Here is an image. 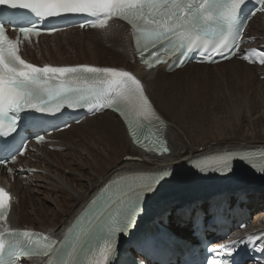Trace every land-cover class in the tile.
<instances>
[{"label": "snow or ice", "instance_id": "snow-or-ice-1", "mask_svg": "<svg viewBox=\"0 0 264 264\" xmlns=\"http://www.w3.org/2000/svg\"><path fill=\"white\" fill-rule=\"evenodd\" d=\"M244 3L245 0H0V138L17 132L20 114L26 111L55 115L64 109L86 107L93 113L110 109L123 118L131 141L144 153L136 161V168L126 169L127 175L111 182L114 187L99 197L101 203L93 200L94 208L86 218L77 219L71 235L63 240L11 230L10 192L0 187V264H28L37 257L41 258L40 264L47 261L116 264L121 239H132L149 202L168 203L169 188L184 187L193 179H203L209 174L243 182L251 175L245 165L264 174V163L258 164L247 152L231 149L202 154L200 158L184 157L189 165L187 169L182 163L152 167L154 161L167 160L172 150L161 127L153 124L158 121L162 125L163 121L140 78L128 70L112 67L37 66L22 58L23 42L39 36L42 23L48 18L85 15L88 19L80 27L97 29L105 28L116 18L126 22L137 34V53L148 70L157 65L181 66L193 53L199 54L198 62L212 63L216 57L228 59L240 55L245 24L237 23V19ZM258 3L257 12H264V0ZM29 16L32 19H27ZM226 32H232L235 38L227 52L222 48L203 50L211 37L223 36ZM258 54L260 63L264 64V50ZM242 59L255 62L247 54ZM141 117L148 123H143ZM35 141L44 143V135L36 134ZM26 150L23 141L18 147L10 146L8 141L0 142V165L15 175L16 170L9 165L16 163V155L22 156ZM4 152L8 155H3ZM261 160L264 161V156ZM144 161L148 163L145 165ZM212 209L213 205L205 206L199 201L167 209L161 227L137 236L135 243L140 247L142 258L134 259L131 264H148V252L173 241L175 232L168 227L173 219L178 228L188 229L195 236ZM217 218L213 215L214 220ZM258 241H264V234L249 235L246 240L239 236L230 238L226 243L208 248L212 255L206 258V264H234L231 257L240 244L264 251V244L258 246Z\"/></svg>", "mask_w": 264, "mask_h": 264}, {"label": "bare ground", "instance_id": "bare-ground-1", "mask_svg": "<svg viewBox=\"0 0 264 264\" xmlns=\"http://www.w3.org/2000/svg\"><path fill=\"white\" fill-rule=\"evenodd\" d=\"M255 25L261 31L258 35L264 38V23L253 21L250 24V30ZM112 27L114 28L112 29ZM109 30L112 32L111 35H107L101 41L102 44L110 43L109 49L102 47L97 36L87 38L88 34H78L79 37H84L83 42L76 44L78 50L75 48L72 50L73 59L66 58L64 55L69 52L68 48L72 46L63 37L72 34L70 33L43 41L38 47L39 57H36L35 54V56H28L35 63H54L56 65L92 63L97 66L136 70V61L132 56L127 27L114 23L106 32ZM251 33H256V31ZM62 41L65 42L63 46L60 45ZM51 43L52 45L49 46ZM84 49L87 51L84 52ZM84 55H88L89 58L84 57L81 60L79 57ZM105 56L109 58V64L99 62V60L103 61ZM192 68L197 69L198 76L189 75L186 80L178 79L179 73ZM223 69L230 71L221 75ZM240 69L248 71V74L245 72L247 75H241ZM252 69L254 68L233 60L215 66L190 65L171 75H165L160 69L140 73L147 93L154 102L155 109L166 122L167 138L172 150V155L167 160L154 161L151 166L159 167L165 164L179 163L184 161V157H194L208 151L219 152L233 147L256 146L257 143H260L252 142V144L243 140L235 142L236 137L230 129H217L213 132L190 129V125L196 124L200 119H213L223 113L237 117L241 109L247 108L248 84L251 82V78L253 79ZM207 72L212 73L211 76L214 78L208 77ZM251 85L254 86V84ZM263 85L264 82L255 85L262 86L256 90L262 97H264ZM216 95L222 98L223 103L217 99ZM209 96L212 97V101L208 103L207 97ZM221 103L223 105H220ZM163 111L170 117L169 119L162 113ZM172 126L176 127L178 131L172 129ZM254 132L256 134V130ZM210 137L214 138L207 139ZM58 138L66 150L60 154H51L56 157L57 161L49 156L46 170L50 175L36 177L35 180H39L41 183L35 182L31 186L32 188H27L26 193L36 192V195L30 198L31 205L29 203V207L25 208L26 213H23V216L28 219V225L20 220L22 216L19 211L22 206L21 199L12 207L8 219L10 227L34 229L49 235L61 231L97 188L114 176L125 172L126 169L136 168L138 166L136 161L144 155L142 151L131 145L120 120L109 113L85 119L77 126L69 127L66 131L59 133ZM66 155L71 156L68 163L61 159ZM147 163L144 161L145 165ZM44 181L46 183H43ZM51 193H54L55 196L50 197ZM38 195L41 196V199ZM35 200L40 201V204ZM47 204L50 205L47 206ZM260 205L264 207L263 189L250 197L248 209L254 212V214L251 213L254 215L252 223L254 228H249L241 235L247 231L264 227V212L260 210ZM42 217H45L49 222L44 223ZM183 232L189 234L190 231L183 230Z\"/></svg>", "mask_w": 264, "mask_h": 264}, {"label": "rangeland", "instance_id": "rangeland-1", "mask_svg": "<svg viewBox=\"0 0 264 264\" xmlns=\"http://www.w3.org/2000/svg\"><path fill=\"white\" fill-rule=\"evenodd\" d=\"M113 28L114 27H112V29ZM111 30L107 31L106 33L103 34V37L99 38V43H101V45H102V47L104 49H109L110 43L102 44V42H101L102 40H100V39L105 38L107 35H111L110 34V33H112ZM251 30L252 31H256L257 33L261 32L258 29L257 25H255L254 27L252 26ZM90 37H92V36H90V35L87 36V38H90ZM65 39L68 41L69 44H71L72 47L68 48L69 52H67L64 56H66V58L73 59L72 50L74 48L76 50L79 49V48H76V44H78L80 42L82 43L84 37H82V36L79 37L78 34L72 33L68 37H66ZM51 45H52V43L49 44V46H51ZM60 45H62V46L65 45V42L62 41L60 43ZM81 49H83V48H81ZM84 50H85L84 52L87 51L86 49H84ZM85 55L81 56L79 58L81 60H82V58L84 59V57L85 58H89L88 55L87 56H85ZM39 56L36 55V57H39ZM99 62L100 63H107V64L110 63L109 58L106 57V56L103 59V61L99 60ZM229 71H230L229 69H223L221 71V75H223L224 73L229 72ZM245 72L246 71H244L243 69H240V74L241 75H245L246 73L248 74V71L246 73ZM178 75H179L178 79L186 80V79H188L189 75L198 76L199 73H198L196 68H192L191 70H188L186 72H181ZM206 75L208 77L214 78L213 76H211L212 73H208L207 72ZM251 75L253 77V79L251 78V82L253 80V83L249 82V84H248V91L249 92H248V96H247V98H248L247 108L241 109V111L238 113L237 117L232 116L230 114L228 115V113H223L222 115H218L217 116V117H220V118L216 117V118H213V119L212 118L211 119L210 118L200 119V120L197 121L196 124L190 125L191 126L190 129H192V130H210V132H213V130H217V129H220V130H223V129L224 130H228V129H230V130L233 131L234 137H236L235 138V142H242L241 140H243V141L250 142V143H252V142H255V143L260 142V143H257V145H264L263 144L264 143V131H263L264 130V97H262L261 95H259L256 92L257 88L262 87V86H255L257 83L262 84L264 82V80H259V78H258V76H257V74H256L254 69L251 70ZM166 78L169 79V77H166ZM254 79H256V80H254ZM250 84H254V86H252V85L250 86ZM217 99H219L223 103V101L221 100L222 98L220 96H217ZM207 100H208V103L211 102L212 101V97L211 96L207 97ZM222 103L220 105H223ZM229 105H230V103H229ZM162 113L164 115L166 114L164 111ZM165 116H166L167 119L170 118L167 115H165ZM213 120H215V121H213ZM185 127H184V129H185ZM172 129L178 131L176 129V127H174V126H172ZM254 130H256V134H255ZM212 138H214V137H210V138H207V139L211 140ZM68 153H70V152H68ZM50 157L53 160H56V157H54V155H52V156L50 155ZM61 159H62V161L64 160V161H66L68 163L71 160V156L70 155H68V156L66 155V156H64ZM46 161L49 163L47 158H46ZM84 172H86V171L84 170ZM65 173L68 174V172H65ZM35 182L36 183H41V181L34 179V183ZM43 183H46V182L44 181ZM31 186H33V185H31ZM31 186L29 188H32ZM27 188L24 189V192H22V193L20 192V200L22 199V203H21L22 206L19 209V211H20V213L22 215L20 220H21L22 223H24L26 225H28V219L26 218V216H23V213L24 214L26 213L25 212V208L27 209V207H29L28 206L29 203L31 205V201H30L31 196L33 197L34 195H36L35 191L34 192L31 191L29 193H26ZM53 196H55L54 193H51L50 197H53ZM38 197L41 199V196L38 195ZM43 199L46 200L45 198H43ZM36 203L40 204V201L39 202L36 201ZM50 204H47V206H49ZM47 206H45V207H47ZM259 208H260V210L262 212H264V209H263L264 207H262L260 205ZM27 213H29V212H27ZM253 214H254V212H253ZM252 217H253V215H252ZM252 219H254V218H252ZM42 220H43L44 223H48L49 222L47 219H45V217H42Z\"/></svg>", "mask_w": 264, "mask_h": 264}, {"label": "water", "instance_id": "water-1", "mask_svg": "<svg viewBox=\"0 0 264 264\" xmlns=\"http://www.w3.org/2000/svg\"><path fill=\"white\" fill-rule=\"evenodd\" d=\"M253 188L255 187V186H252Z\"/></svg>", "mask_w": 264, "mask_h": 264}]
</instances>
